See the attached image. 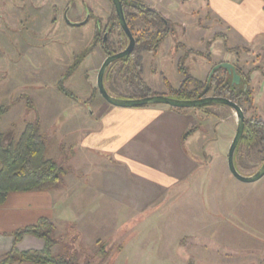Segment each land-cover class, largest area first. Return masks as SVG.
<instances>
[{
  "label": "rangeland",
  "instance_id": "374dc122",
  "mask_svg": "<svg viewBox=\"0 0 264 264\" xmlns=\"http://www.w3.org/2000/svg\"><path fill=\"white\" fill-rule=\"evenodd\" d=\"M139 1L176 30L155 53L138 49L142 77L154 95L169 96L166 81L180 86V64L206 82L216 66L230 62L252 72L254 103L243 105L246 119L264 121V34L254 40L233 30L209 0ZM229 1L235 14L260 17L252 3ZM252 1L264 6V0ZM114 11L112 0H0V98L10 111L6 122L15 125L9 131L2 120L1 127L17 138L24 120L37 122L46 158L65 171L56 202L57 253L76 257L78 264H264V176L244 183L228 168L237 130L232 108L182 109L193 117L182 143L194 163L179 181L167 168H133L84 150L107 134L109 121L103 120L113 114L107 111L136 109L111 105L97 88ZM88 15L83 26L68 24ZM131 25L136 34L146 27L139 18ZM120 38L119 31L107 37L113 52L122 51ZM105 84L118 98H141L125 84L119 66ZM235 159L243 175H254L264 163V145L243 146Z\"/></svg>",
  "mask_w": 264,
  "mask_h": 264
},
{
  "label": "trees",
  "instance_id": "16d2710c",
  "mask_svg": "<svg viewBox=\"0 0 264 264\" xmlns=\"http://www.w3.org/2000/svg\"><path fill=\"white\" fill-rule=\"evenodd\" d=\"M122 3L127 23L136 39V47L131 55L114 62L109 67L105 81L112 68L119 66V74L127 86H135L141 95L140 97L152 96L155 93L142 77L143 57L137 53L138 49L141 47L150 53H155L169 36H175L176 30L161 13L139 0H122ZM137 18L146 24V27L139 34L135 33L131 25V20ZM111 22L112 27L107 28L105 32H109L108 37H110L112 33L119 31L121 36L119 43L121 49L124 50L123 47L126 48L128 45V38L120 26L116 10ZM104 50L108 52L106 53L107 56L117 53L113 52L109 40L104 43ZM83 57L81 58L83 59ZM76 65L78 66L79 63ZM236 68L238 75L241 76L240 84L232 81L231 72L225 68H220L213 74L210 73L206 82H203L191 76L188 69L180 64L179 71L184 75V79L178 88L172 87L168 81L165 82L169 96L181 100L198 99L204 96V92L208 88L207 94L213 91L214 96L226 97L240 107H243L244 104L253 107L254 92L250 88L252 72L244 73L239 66ZM220 71L224 73L222 78L217 76ZM59 89L66 96L73 97V95L66 93L63 88L60 87ZM208 107L200 108L205 110ZM174 110L182 111V109L175 108ZM7 112L8 107L0 101V206L5 204L11 193L44 192L56 189L61 185L62 177L65 174L59 164L46 158V139L37 122H27L17 138L14 137L13 133L2 131L1 120ZM258 144L264 145V121L259 118L246 120L244 136L237 147L235 158L243 146L252 148ZM56 230L57 228L52 221L41 218L35 225L14 231L11 234L14 238L13 246L10 251L0 255V264H78L76 257L53 252L54 247L59 244L55 237ZM25 236L42 239L45 242L44 248L40 251L19 250L18 244Z\"/></svg>",
  "mask_w": 264,
  "mask_h": 264
},
{
  "label": "crops",
  "instance_id": "0c3cea01",
  "mask_svg": "<svg viewBox=\"0 0 264 264\" xmlns=\"http://www.w3.org/2000/svg\"><path fill=\"white\" fill-rule=\"evenodd\" d=\"M247 1L239 3L246 6H251L250 3H252L256 9V15H260L258 20H254L255 15L251 13L253 6L249 10L251 14H246L244 17L242 12L235 14V9L229 0H209V7L218 13L226 24L232 26L233 30L240 34H248V38L255 40L259 34H264V6L260 1H255L257 4H254L252 0L249 3ZM143 71L142 76L145 73L144 61ZM0 101L3 103L1 98ZM9 113L8 110L2 118L4 122ZM106 113H113L103 120L105 124L109 121V125L106 126L109 127L107 134L101 136V142L97 145L84 147V150L96 152L99 160L113 159L115 162L127 164L133 168L146 164L161 169L167 168L171 171L169 177H174L177 181L194 163L185 155L182 143L190 129V122L193 120L192 113L189 115L186 111L179 112L165 105L115 109ZM27 122L23 121L22 129ZM12 123L13 120L7 123L9 131L15 126ZM61 192L62 189L56 188L44 192L9 194L5 204L0 206V255L12 248L14 238L11 234L14 231L35 225L41 218H47L55 224L59 217L56 214V202L60 199L58 195ZM44 246L45 242L42 239L33 236H25L18 244L21 251H40ZM58 250L59 244L54 247L53 252L57 254Z\"/></svg>",
  "mask_w": 264,
  "mask_h": 264
},
{
  "label": "water",
  "instance_id": "95a60500",
  "mask_svg": "<svg viewBox=\"0 0 264 264\" xmlns=\"http://www.w3.org/2000/svg\"><path fill=\"white\" fill-rule=\"evenodd\" d=\"M112 2L115 7L120 26L128 38V45L121 52L109 55L104 60L99 70L98 78H97V88H98L100 95L111 105L120 107V108H142V107L155 106V105H165V106H169L175 109L198 108V107L213 106V105H223V106L232 108L237 117V130H236V135L233 139V142L230 146L229 153H228V168L231 174L237 180L241 182L253 183V182L260 180L264 176V163L261 166V168L254 175H251V176L243 175L238 170L236 163H235L236 150L245 132L246 117H245V112L242 109V107H240L234 101L226 97H222V96H208L207 95L208 88H206L203 97L198 98V99H192V100H181V99H176V98H173L167 95H152V96H146V97L134 98V99L118 98L117 96L111 95L109 93L106 87V84H105L106 73L109 67H111L114 62L131 55L136 47V39L133 36V33L127 23L122 0H112ZM89 19H90V16L88 15L86 20L83 22L73 23L68 19L67 21L69 25L72 27H80V26L87 24ZM107 37L108 36L105 35L104 43H106ZM220 68H225L229 71L235 70L232 64L223 63V64L216 66L212 70V74ZM234 78H235V82L238 83L240 77L235 74Z\"/></svg>",
  "mask_w": 264,
  "mask_h": 264
},
{
  "label": "flooded vegetation",
  "instance_id": "af4514ba",
  "mask_svg": "<svg viewBox=\"0 0 264 264\" xmlns=\"http://www.w3.org/2000/svg\"><path fill=\"white\" fill-rule=\"evenodd\" d=\"M65 17H66V14L64 15ZM69 24V23H68ZM121 52V51H120ZM221 64H223V63H221ZM229 64H232L233 66H234V68H235V70L234 71H230L231 72V74H232V81L234 82V83H236V84H240V82H241V80L239 79V82L237 83V82H235V78H234V75L236 74V75H238V69L236 68L238 65L237 64H233V63H230L229 62ZM237 70V71H236ZM210 73H212V71L210 72ZM239 76V75H238ZM239 77H241V76H239ZM145 81V80H144ZM146 82V81H145ZM251 82H252V74H251ZM146 84L148 85V83L146 82ZM149 86V85H148ZM112 95V94H111ZM114 95V94H113ZM207 95H209V94H207ZM114 96H116V95H114ZM223 97V96H222ZM209 108V107H208ZM207 108V109H208ZM247 120V119H246Z\"/></svg>",
  "mask_w": 264,
  "mask_h": 264
}]
</instances>
